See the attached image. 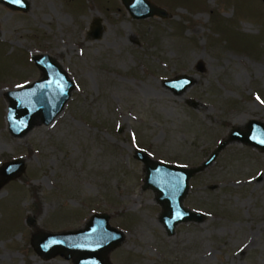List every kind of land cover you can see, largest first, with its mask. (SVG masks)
<instances>
[{"label": "rangeland", "instance_id": "1", "mask_svg": "<svg viewBox=\"0 0 264 264\" xmlns=\"http://www.w3.org/2000/svg\"><path fill=\"white\" fill-rule=\"evenodd\" d=\"M27 1L0 4V167L26 164L0 188V264H74L41 257L32 237L95 214L124 234L112 264H264V151L233 142L195 175L184 205L206 218L174 235L135 157L198 167L231 131L264 123V0H150L169 17L144 20L122 0ZM44 53L76 89L50 125L15 137L6 93L43 77L32 56ZM181 75L195 83L177 96L163 82Z\"/></svg>", "mask_w": 264, "mask_h": 264}, {"label": "water", "instance_id": "2", "mask_svg": "<svg viewBox=\"0 0 264 264\" xmlns=\"http://www.w3.org/2000/svg\"><path fill=\"white\" fill-rule=\"evenodd\" d=\"M123 5L133 19L144 20L152 17L168 18L169 13L150 0H122ZM13 10L27 11V0H0ZM102 35L101 20L93 25L92 37ZM138 42V41H137ZM34 64L42 71L43 77L20 90L6 93L10 105L7 111L9 132L15 137H22L31 131L40 119L42 124L50 125L63 111L76 89L75 81L69 73L49 54L32 56ZM195 83L194 77L181 75L165 79L163 84L175 95H183ZM190 105H194L191 101ZM241 142L264 151V123L252 120L247 131L233 130L228 138L221 141L205 162L198 167L174 166L154 160L149 153L140 150L135 154L137 160L145 166L143 189H152L157 201L164 206L160 222L169 235H174L178 224L184 222H202L206 215L192 211L184 205V199L190 188V180L209 168L220 153L231 143ZM26 164L16 159L0 167V188L15 180L25 171ZM216 186H211L215 189ZM32 219L28 221L30 225ZM124 241V234L110 225L107 214H95L86 229L65 233L40 232L32 237V245L38 255L50 259L57 255L74 264H112L107 253Z\"/></svg>", "mask_w": 264, "mask_h": 264}]
</instances>
